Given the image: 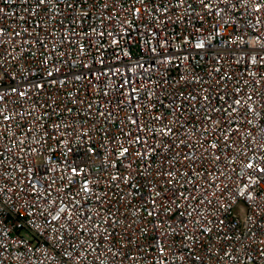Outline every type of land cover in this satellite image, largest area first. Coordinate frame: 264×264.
I'll return each mask as SVG.
<instances>
[{"label": "built area", "instance_id": "built-area-1", "mask_svg": "<svg viewBox=\"0 0 264 264\" xmlns=\"http://www.w3.org/2000/svg\"><path fill=\"white\" fill-rule=\"evenodd\" d=\"M0 9V264H264V0Z\"/></svg>", "mask_w": 264, "mask_h": 264}, {"label": "snow or ice", "instance_id": "snow-or-ice-1", "mask_svg": "<svg viewBox=\"0 0 264 264\" xmlns=\"http://www.w3.org/2000/svg\"><path fill=\"white\" fill-rule=\"evenodd\" d=\"M41 3H44V0H40ZM258 10V9H257ZM0 11H2V9H0ZM125 152L127 151V149L124 150ZM123 154V153H122ZM248 167H251V164L248 165ZM73 171H76V169H73ZM261 172H264V169H260ZM157 195H159V193H157Z\"/></svg>", "mask_w": 264, "mask_h": 264}]
</instances>
